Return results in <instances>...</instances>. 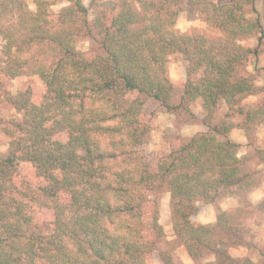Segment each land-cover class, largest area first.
Here are the masks:
<instances>
[{
  "label": "trees",
  "instance_id": "1",
  "mask_svg": "<svg viewBox=\"0 0 264 264\" xmlns=\"http://www.w3.org/2000/svg\"><path fill=\"white\" fill-rule=\"evenodd\" d=\"M66 1L54 14L45 0H35V11L25 0H0V95L5 80L37 76L44 85L39 98L29 88L6 96L20 118L3 129L0 264H152L164 231L150 197L163 191L175 242L194 264L207 254L214 264H253L229 254L241 245L239 233L217 200L247 176L240 145L228 138L234 126L212 121L224 103L227 118L243 116L238 127L248 134L263 113L238 107L256 92L239 74L259 53L240 43L255 35L260 43L255 0H91V20L81 0ZM186 10L218 35L181 33L176 21ZM82 38L95 39L101 54L85 59L76 49ZM175 53L186 62L179 96L167 74ZM149 101L173 115L198 101L207 128L171 143L154 168L142 150ZM256 153L264 164V149ZM197 201L215 207L214 225L192 224ZM36 206L51 212L50 221L30 216ZM171 250L159 253L162 264H174Z\"/></svg>",
  "mask_w": 264,
  "mask_h": 264
},
{
  "label": "rangeland",
  "instance_id": "2",
  "mask_svg": "<svg viewBox=\"0 0 264 264\" xmlns=\"http://www.w3.org/2000/svg\"><path fill=\"white\" fill-rule=\"evenodd\" d=\"M51 5L49 11L57 14L59 11L70 4L66 0H45ZM82 4L88 9V20H91L94 16L95 7L91 5V0H81ZM98 2L105 0H96ZM31 11L36 10L35 0H25ZM255 9L257 16L260 20L263 34L260 37V43L257 42L258 35L252 36L249 39L242 40L240 43L244 47L254 48L257 45L258 56L257 58L251 57L246 65L243 72H239L240 75L250 76L256 87V92L252 96H247L241 99L238 107L242 108L244 112L249 110H263V113H259L255 117V123L262 122L260 125L264 127V0H255ZM246 17L250 20L255 18L254 14H251L247 9ZM176 28L187 35H203L207 38L215 37L218 34L210 30L207 25L201 21L198 16L190 12L189 10L179 13L176 21ZM260 44V45H259ZM2 47V40L0 38V51ZM76 49L82 54L85 59H91L94 56L101 54V51L93 38H82L76 44ZM1 58V55H0ZM186 62L179 53L171 55L168 59L167 74L170 80L173 82V88L175 95L179 96L182 92L183 85L185 82ZM31 89L32 97L39 98L44 94V85L41 80L37 77H19L13 80H5L3 91L0 95V156L4 157L8 151L9 138L5 135L3 129L9 125L11 120H18L20 116L7 101L6 96H15L17 93L24 92L26 89ZM145 112L152 115L150 126V138L147 144L142 147V150L146 156V160L151 168H154L161 157L168 154L171 143L175 141H186L190 137L197 133H204L207 131L206 126L202 123L204 113L201 109L200 103L196 101L193 103L189 112H182L180 115H173L167 113L157 102L149 101L145 105ZM229 111L224 103H221L215 113L212 124H217L224 120L228 124H232L234 127L240 125L243 116L239 115L237 111L230 115L228 118L226 114ZM253 125L251 131L246 134L247 151L243 155V165L241 168V174L246 175L242 186L239 188H233L231 192L225 191L221 194L224 197L226 194H235L239 197H245V195L253 188V185L263 177L264 169H257L259 163L263 164L262 159L257 155V151L263 150L264 145L257 144L255 141H263L264 132H256V125ZM257 135V136H256ZM261 138V139H260ZM239 157V156H238ZM264 165V164H263ZM264 167V166H263ZM219 197V198H221ZM151 200L155 199L158 205V218L159 223L163 228L164 237L157 243L156 249L152 253V264H162L159 253L171 249V255L174 264H194L191 262L187 255L184 247L178 245L175 242V237L172 232L171 225V206H170V195L168 191H163L160 195L151 196ZM218 198V200H219ZM217 200V201H218ZM201 201L196 202L197 203ZM203 203V202H202ZM218 203V202H217ZM214 207V206H213ZM218 207V205H217ZM147 210H152L151 205H146ZM215 209V207H214ZM264 203L258 204L252 207L246 201L243 202V209L231 211L228 215L230 223L234 228H237L238 235L237 240L241 245H245L250 249H253V254L259 257L261 253H264V245L262 238H258L257 234L259 227L264 223ZM200 211V212H199ZM197 210L196 213L191 217V222L194 225H205L213 213L207 210ZM30 216L38 223H45L50 221L51 212L48 210L39 209L37 206L30 210ZM150 214L146 215L148 220ZM202 222H205L202 224ZM217 238L226 239L222 232H215ZM264 240V239H263ZM262 256V255H261ZM259 259V258H258ZM264 263V258L260 260ZM198 264H214L213 255H206L202 258Z\"/></svg>",
  "mask_w": 264,
  "mask_h": 264
},
{
  "label": "crops",
  "instance_id": "3",
  "mask_svg": "<svg viewBox=\"0 0 264 264\" xmlns=\"http://www.w3.org/2000/svg\"><path fill=\"white\" fill-rule=\"evenodd\" d=\"M256 127H257L256 132H258V130L264 132V127L262 125L257 124ZM228 138L231 141L240 145V148L238 151V156L240 158L246 154V151L248 148L247 147L248 139H247L245 132L240 127H233L228 135ZM255 141L258 142L257 144L259 145L261 144V146L264 145V142L262 141H258L257 139H255ZM263 166L264 165L262 163H259L257 169H261V168L264 169ZM244 201L249 203V205L252 207H255L258 204L264 203V179L263 177H261L255 185H253V188L250 191H248V193L245 195L244 198L239 197L238 195H235V194H226L224 197L219 198V200L217 201L218 202L217 205L220 211L225 212L227 215H229L231 211L243 209ZM202 209L207 210L208 212L210 211L214 212V213L212 212L213 216L211 217V219L206 223L202 222V224L205 223V225L207 224L214 225L217 220L216 219L217 213L214 207L210 204H204L202 202H198L197 210L199 211ZM259 231L260 232H258L257 237L262 238L263 245H264V240H263L264 239V223H262L261 227H259ZM229 254L231 257L235 259H241V258L247 257L253 262V264H264L260 262V260L262 259V256L260 255L259 257L258 256L256 257L255 254H253V249H250L249 247L245 245H237V246L229 248Z\"/></svg>",
  "mask_w": 264,
  "mask_h": 264
}]
</instances>
